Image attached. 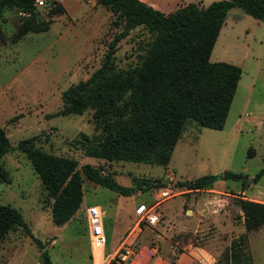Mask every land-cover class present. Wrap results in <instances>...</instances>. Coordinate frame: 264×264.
<instances>
[{"label": "rangeland", "instance_id": "obj_1", "mask_svg": "<svg viewBox=\"0 0 264 264\" xmlns=\"http://www.w3.org/2000/svg\"><path fill=\"white\" fill-rule=\"evenodd\" d=\"M163 1L161 6L169 8V1L207 5L213 0ZM233 13L212 52L213 60L222 54L241 67L225 123L217 129L187 119L168 163L162 165L93 152L81 139L83 134L92 137L100 132L94 109L61 112L62 91L101 65L109 43L122 30L113 24L108 8L96 0L43 4L35 0L30 11L17 6L4 10L0 127L9 149L1 157L8 176L0 180V204L18 208L27 228L17 226L0 240V264H44L43 250L53 264H102L103 247L90 236L87 225L86 207L91 204H98L104 213L105 255L123 240L131 249L126 264H264V224L246 229L238 202L240 198L264 202V173L253 178L264 166V20L239 6L229 16ZM44 22L49 25L45 30ZM24 25L29 28L19 32ZM151 39L143 25L118 38L113 53L116 68L137 65ZM23 139H30L26 146L77 161L82 201L61 224L52 219L53 197L19 145ZM86 164L128 192L95 183L83 172ZM228 169L243 176L223 178ZM208 173L219 177L199 188L185 184ZM142 203L158 213L155 223L136 215L135 208ZM232 242L241 246L234 254Z\"/></svg>", "mask_w": 264, "mask_h": 264}, {"label": "trees", "instance_id": "obj_2", "mask_svg": "<svg viewBox=\"0 0 264 264\" xmlns=\"http://www.w3.org/2000/svg\"><path fill=\"white\" fill-rule=\"evenodd\" d=\"M35 0H0V20L5 9L17 6L30 11ZM111 11L113 24L122 30L111 40L103 62L87 78L70 84L62 91V113L80 114L94 109L96 127L92 137L83 134L81 142L93 152L109 159H123L166 165L184 123L194 119L202 126L220 129L225 123L241 67L226 60H211L210 55L228 10L239 6L244 12L264 20V0H213L205 6L190 1L164 12L143 0H96ZM58 10V9H57ZM52 10V12L57 11ZM143 25L151 34L137 65L118 69L114 64V44L131 28ZM43 30L49 27L43 23ZM26 25L19 31L28 29ZM19 145L32 161L50 197L52 219L56 224L68 220L83 197L82 175L77 161L68 156L52 155L36 147ZM9 141L0 127V180L8 176L1 157ZM83 172L95 183L127 193L111 177L90 165ZM264 166L254 175L257 180ZM223 178H240L233 170ZM217 174H202L185 184L199 188L216 180ZM244 211L246 229L264 224V202L238 199ZM17 226L27 228L18 208L0 204V240ZM245 235L241 240L244 241ZM231 251L241 246L232 242ZM44 264H53L46 250ZM107 264H118L110 259ZM252 264V263H250Z\"/></svg>", "mask_w": 264, "mask_h": 264}, {"label": "built area", "instance_id": "obj_3", "mask_svg": "<svg viewBox=\"0 0 264 264\" xmlns=\"http://www.w3.org/2000/svg\"><path fill=\"white\" fill-rule=\"evenodd\" d=\"M39 4H43L44 0H36ZM168 191H162V195H167ZM87 213V224H88V230L90 236L93 238V240L102 246H104L106 242V235L104 232V226H103V216L104 213L101 210L100 206L98 205H89L86 208ZM135 213L138 216L139 219H145L148 223L153 224L158 220V213L154 210H150L149 207L145 203L140 204L139 206H136ZM91 238V239H92ZM125 241H121V244H119L112 253H110L108 256L103 257L102 264H105L106 260L109 258L116 260L118 264H126V260L128 259L129 253L131 252V249L129 246L124 243Z\"/></svg>", "mask_w": 264, "mask_h": 264}, {"label": "crops", "instance_id": "obj_4", "mask_svg": "<svg viewBox=\"0 0 264 264\" xmlns=\"http://www.w3.org/2000/svg\"><path fill=\"white\" fill-rule=\"evenodd\" d=\"M143 1H145V2H147V3H149V4H151L152 6H154L155 8H158V9H160V10H162V11H164L165 9V11L164 12H169V11H171V10H173V9H175L176 7H178V6H180V5H183V4H186V3H188V2H186V3H182V4H178V3H175V1L174 2H171V1H169L170 3H172L170 6H168L169 8H164L163 6H161V3H164L165 1H163V0H143ZM195 2V1H194ZM168 3V2H167ZM199 5H201V6H205V5H202L201 3H199V2H197ZM234 7V6H233ZM233 7H231L229 10H228V12H227V15H226V17H225V20H224V23H223V25H222V27H221V29H220V32H219V35H218V37H217V39H216V41L218 40V38L220 37V34H221V32L224 30V27H226V25L227 24H229L230 25V23H232V21H233V18H234V13L231 15V16H229L230 15V12H231V10H232V8ZM164 9V10H163ZM215 41V42H216ZM216 44V43H215ZM215 44H214V46H215ZM214 46H213V49H212V51H211V55H210V58H211V60H213L212 59V52H213V50H214ZM217 60H226V61H228V59L227 58H225V57H223V55L221 54L220 56H218L217 58H216V60H214V61H217ZM92 205V204H91ZM94 205H98V204H94ZM99 206V205H98ZM87 208V207H86ZM131 211H132V208H130V210H129V212L127 213V217H126V219L128 218V215H129V213H131ZM86 216H87V213H86ZM127 224V223H126ZM126 224L124 225V226H126ZM88 225V224H87ZM124 226L122 227V229L124 228ZM121 229V230H122ZM104 232H105V227H104ZM105 244H106V242H105ZM105 244H104V246H102L103 247V257L105 256ZM113 249V251H114V247L112 248ZM113 251H109V253H112Z\"/></svg>", "mask_w": 264, "mask_h": 264}, {"label": "bare ground", "instance_id": "obj_5", "mask_svg": "<svg viewBox=\"0 0 264 264\" xmlns=\"http://www.w3.org/2000/svg\"><path fill=\"white\" fill-rule=\"evenodd\" d=\"M210 260V259H209Z\"/></svg>", "mask_w": 264, "mask_h": 264}]
</instances>
